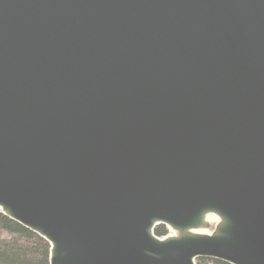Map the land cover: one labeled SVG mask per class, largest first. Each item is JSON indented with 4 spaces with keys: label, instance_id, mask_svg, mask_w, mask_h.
<instances>
[{
    "label": "water",
    "instance_id": "95a60500",
    "mask_svg": "<svg viewBox=\"0 0 264 264\" xmlns=\"http://www.w3.org/2000/svg\"><path fill=\"white\" fill-rule=\"evenodd\" d=\"M0 213L49 264H264V0H0Z\"/></svg>",
    "mask_w": 264,
    "mask_h": 264
},
{
    "label": "trees",
    "instance_id": "16d2710c",
    "mask_svg": "<svg viewBox=\"0 0 264 264\" xmlns=\"http://www.w3.org/2000/svg\"><path fill=\"white\" fill-rule=\"evenodd\" d=\"M163 226L155 228L160 237ZM197 264H227L200 258ZM0 264H49V246L40 236L0 213Z\"/></svg>",
    "mask_w": 264,
    "mask_h": 264
}]
</instances>
